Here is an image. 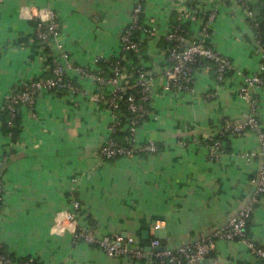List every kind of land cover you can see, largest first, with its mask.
<instances>
[{"label": "crops", "instance_id": "obj_1", "mask_svg": "<svg viewBox=\"0 0 264 264\" xmlns=\"http://www.w3.org/2000/svg\"><path fill=\"white\" fill-rule=\"evenodd\" d=\"M136 1L0 0V245L15 257L39 264H156L111 257L74 241L72 224L65 220L72 210L74 179L80 224L92 226L99 236L127 234L148 245L156 238L148 233L158 222V239L168 248L211 236L248 200L250 179L262 165L259 140L253 130L232 133L231 128L251 110L239 95L242 75L264 76V57L233 0H143L141 20L153 33L141 39L139 64L152 79V91L150 114L136 138L157 142L156 153L102 158L101 144L111 134L109 110L66 92L40 94L31 109L20 107L17 135L4 134L2 110L11 89L48 76L50 55L58 56L59 43L76 66L97 71L101 62L120 54V34ZM196 11L195 18H185ZM50 12L59 35L48 46L36 47L30 39L34 23L47 20ZM212 13L211 29L202 33ZM174 23H183L188 36L200 37L229 57L234 70L219 82L213 64L204 63L196 67L189 91L165 89L162 43ZM23 38L28 44L19 41ZM67 77L91 92L101 91L77 70H67ZM252 93L264 130V88ZM220 132H229V149L211 158L209 138ZM250 152L256 155L241 157ZM247 230L264 246V195ZM206 260L203 264H262L240 240H216Z\"/></svg>", "mask_w": 264, "mask_h": 264}, {"label": "built area", "instance_id": "obj_2", "mask_svg": "<svg viewBox=\"0 0 264 264\" xmlns=\"http://www.w3.org/2000/svg\"><path fill=\"white\" fill-rule=\"evenodd\" d=\"M244 11L246 18L251 19L257 28L256 39L260 42L263 36V30L259 27L257 15L258 0H233ZM143 12V0H137L131 10V18L120 34L121 51L115 58L107 61L106 71L102 67L92 71L87 68L76 66L71 60L68 52L62 43L58 44L60 53L53 57L50 55V64L48 69L50 76L32 78L22 84H17L7 94L3 109L7 111V123L13 128L15 119L20 107L31 109L36 98L40 94L57 92H66L72 96L88 98L94 103L104 105L111 114L110 135L103 141L100 147V156L111 160L119 157L133 158L140 155H150L158 151V144L154 140H147L141 143L137 141L138 129L150 114L149 103L152 91V79L145 69L139 64V67L133 66L132 59L124 60L127 52L135 51V56L139 59L140 47L133 39V33L142 29L141 15ZM197 15V11L189 14L185 18L192 19ZM215 14L208 15L201 27L202 33H207L213 24ZM183 23H174L169 25L165 40L171 43V48L164 58L165 66L163 68L165 77V89H171L175 92L180 90L189 91L193 84L194 72L197 66L204 63H210L214 66L215 78L222 81L225 76L234 70V65L229 57L219 50L208 46L197 36H188ZM59 23L56 15L49 13L47 20L38 19L34 24L35 38L42 42L41 47L49 45L51 38L59 35ZM146 36L153 33V29H144ZM32 40V39H31ZM33 42V40H32ZM264 57V50H263ZM102 60L95 59L96 63ZM264 68V60L262 62ZM77 70L84 77L95 82L101 91L91 92L86 88L74 83L67 77V70ZM243 83L239 88V95L247 99L250 89L264 88V77L261 73L243 74ZM106 87L109 90L104 91ZM136 88L135 93H129L126 98L125 90ZM124 101V107L128 111V116L121 111V104ZM260 111L257 103L253 100L251 110L247 120L234 125L231 132H243L253 130L256 132L259 140V155L262 158V165L259 172L250 179L252 186L248 201L237 215L231 217L228 222L215 230L211 236L197 240L192 243L182 244L175 248L163 246L158 238L150 240V247H161L160 250L152 253L153 261L156 264H186L196 260L208 257L216 240H240L247 245L250 253L264 264V246L251 238L247 232V221L255 213L260 198L264 195V130L259 120ZM125 133L126 142L114 136V133ZM223 133V132H220ZM222 142L209 138V155L216 158L221 153ZM220 150V151H219ZM256 155L255 152L244 153L241 157L246 160ZM71 188V206L72 210L66 212L65 220L72 224L73 239L75 242H84L90 246L101 249L105 254L111 257H128L133 259H144L146 251L138 239L131 235L122 236L120 234L112 237H100L96 234L92 226L80 224L77 220V213L81 208V202L75 193V179ZM3 186L0 184V209L3 200ZM159 223L154 224L153 228H158ZM106 238V239H105ZM0 264H39L31 258L15 257L4 250L0 245Z\"/></svg>", "mask_w": 264, "mask_h": 264}, {"label": "trees", "instance_id": "obj_3", "mask_svg": "<svg viewBox=\"0 0 264 264\" xmlns=\"http://www.w3.org/2000/svg\"><path fill=\"white\" fill-rule=\"evenodd\" d=\"M259 3L257 5V9H258V15H257V19H258V23H259V27L262 28L263 30V36L262 38L260 39V42H257V39L255 40V42L258 44L256 45L257 49H258V46L261 50H264V0H258ZM247 22L249 23V25L251 26L252 30L256 33L257 32V28L254 26L253 22L251 21V19L247 18L246 19ZM35 24V23H34ZM141 25H142V29H139V30H136L134 33H133V39L136 40L139 44V47H140V50L139 52H141V48L142 46L144 45V43L142 42V38L144 36H146V31H144V29H148V26L145 25L144 23H142V20H141ZM182 27L185 29V31H187L185 25L183 24ZM30 39L33 40V44L36 46V47H41L42 45V42L38 39L35 38V35L32 34L30 36ZM21 42H24L25 44H28L29 42V39L28 38H23L21 40H19ZM162 49L163 51L165 52V54L167 55L168 52H169V49L171 48V43L166 41L165 39L163 40V43H162ZM135 51H131V52H127L125 54V57H124V60H127V59H132V62H133V66L135 67H139V59L135 56ZM50 64V61L48 62ZM101 67L103 68L104 71H106V67H107V63L106 62H101ZM232 72V71H231ZM229 72V73H231ZM228 73V74H229ZM49 76H50V72H49ZM264 77V76H263ZM137 91L136 88L132 87V88H129V89H126L125 92L126 94L123 95L125 98L126 96L129 94V93H135ZM57 94H62V92H57ZM124 105V101L122 102L121 104V111L125 114V115H129L128 114V111L126 110V108L123 106ZM7 111L5 109L2 110V130L4 132V134H8L10 135L11 137H15L18 133V129H19V116L17 115L16 116V119H15V126L13 128H11L8 123H7ZM260 120V118H259ZM228 134L229 132H223V133H217L216 135L212 136L213 137V140H219L222 142V144L224 143V141L226 142V145H222V148H221V151H226L227 149H229L228 145H229V140H228ZM114 136L117 137V138H120V140H122V142H126L125 141V133H121V132H116L114 133ZM227 146V147H226ZM220 151V150H219ZM252 218V216H251ZM251 218L247 221V229L249 227V224H250V221H251ZM248 231V230H247ZM141 245H145V242L141 243ZM211 255V254H210ZM209 255V256H210Z\"/></svg>", "mask_w": 264, "mask_h": 264}, {"label": "water", "instance_id": "obj_4", "mask_svg": "<svg viewBox=\"0 0 264 264\" xmlns=\"http://www.w3.org/2000/svg\"><path fill=\"white\" fill-rule=\"evenodd\" d=\"M252 92H253V90L250 89V91H249V96H248V98H247V101H248V104H249V109L251 108L252 103H253V100H254V95H253ZM249 113H250V110L247 111V113L245 114L244 118H243L240 122H234V124H235V125H236V124H240V123L244 122L245 120H247V118H248V116H249ZM247 201H248V200L246 199L245 204H246ZM230 218H231V217H230ZM220 227H222V226L215 227L214 230H213L211 233H213L215 230L219 229ZM160 232H162V230L157 229V228H153V229L151 230V232H149L148 234H149V235H154V237L158 238V237H160ZM126 235H127V234H122V236H126ZM100 237H103V236H100ZM103 238H104V237H103ZM143 238H144L145 240H147L146 236H144ZM105 239H106V238H105ZM145 240H144V241H145ZM187 242H190V243H191L192 241H187ZM143 249L146 251L145 259L148 260L150 263H152V262H151V261H153L152 253H153L154 251H158V250H160L161 247H150L149 245H146V246L143 247ZM206 261H207L206 258H204V259H201V260H196V261H192V262H187L186 264H203V263H205Z\"/></svg>", "mask_w": 264, "mask_h": 264}]
</instances>
